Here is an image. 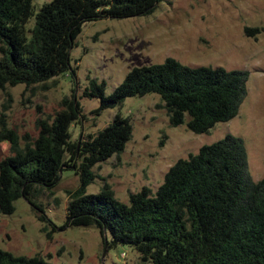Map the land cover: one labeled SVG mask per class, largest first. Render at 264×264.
I'll return each mask as SVG.
<instances>
[{
    "label": "trees",
    "instance_id": "obj_1",
    "mask_svg": "<svg viewBox=\"0 0 264 264\" xmlns=\"http://www.w3.org/2000/svg\"><path fill=\"white\" fill-rule=\"evenodd\" d=\"M159 1L51 0L36 11L34 0H0V90L18 84L47 87L61 74L75 75L70 51L85 21L148 15ZM260 31L246 27L250 36ZM89 80L83 96L100 99L97 116L128 97L156 93L172 126L186 123L193 132L206 133L239 114L249 72L189 66L168 57L133 67L111 94L105 81ZM82 117L76 95L65 96L52 116L37 118L36 136H22L10 126L6 108L0 109V141H9L11 151L0 160L1 213L12 214L23 197L46 222L39 196L44 189L53 193L61 168H74L80 185L68 191L66 222L99 229L108 248L130 246L149 264H264V177L251 176L241 137L229 133L201 146L170 167L155 194L144 186L123 202L108 182L98 193L87 188L96 177L94 166L125 150L133 134L131 118L118 112L99 132L76 139L72 128ZM0 264L66 263L0 247Z\"/></svg>",
    "mask_w": 264,
    "mask_h": 264
},
{
    "label": "rangeland",
    "instance_id": "obj_2",
    "mask_svg": "<svg viewBox=\"0 0 264 264\" xmlns=\"http://www.w3.org/2000/svg\"><path fill=\"white\" fill-rule=\"evenodd\" d=\"M49 1L34 0L36 11ZM246 27L261 31L250 36ZM168 57L189 66L248 71V93L239 114L218 122L209 132L195 133L186 123H169L167 109L159 106L162 100L156 93L128 97L121 106L107 108L99 116L93 113L100 99L83 96L89 76L105 81L106 94H111L133 67L163 63ZM70 62L76 74H61L49 80L47 87L39 84L27 89L18 84L0 90V109L6 108L10 126L20 135L36 136L37 118L52 116L65 96L75 94L84 113L72 128L76 139L99 132L118 112L129 116L131 140L119 156L94 166L96 177L88 193L100 192L108 182L123 202L144 186L155 194L176 161L229 133L244 140L253 179L264 177V0H160L148 15L87 20L71 48ZM10 153V142L0 141V160ZM79 185L76 170L65 168L53 193L43 190L38 200L45 206L46 222L38 220L23 197L15 201L12 214L0 212V247L15 255H40L53 263L149 264L130 246L108 248L99 229L66 222L68 191ZM107 239L111 240L110 233Z\"/></svg>",
    "mask_w": 264,
    "mask_h": 264
},
{
    "label": "water",
    "instance_id": "obj_3",
    "mask_svg": "<svg viewBox=\"0 0 264 264\" xmlns=\"http://www.w3.org/2000/svg\"><path fill=\"white\" fill-rule=\"evenodd\" d=\"M62 172H63V169L61 168L60 173L62 174Z\"/></svg>",
    "mask_w": 264,
    "mask_h": 264
},
{
    "label": "built area",
    "instance_id": "obj_4",
    "mask_svg": "<svg viewBox=\"0 0 264 264\" xmlns=\"http://www.w3.org/2000/svg\"><path fill=\"white\" fill-rule=\"evenodd\" d=\"M123 255H125V253H123Z\"/></svg>",
    "mask_w": 264,
    "mask_h": 264
}]
</instances>
